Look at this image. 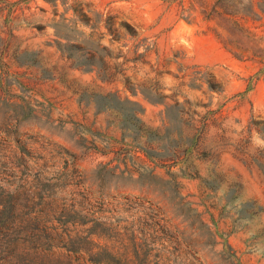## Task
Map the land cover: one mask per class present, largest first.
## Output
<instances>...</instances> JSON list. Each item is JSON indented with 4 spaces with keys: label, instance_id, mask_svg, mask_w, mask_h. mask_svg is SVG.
<instances>
[{
    "label": "rangeland",
    "instance_id": "obj_1",
    "mask_svg": "<svg viewBox=\"0 0 264 264\" xmlns=\"http://www.w3.org/2000/svg\"><path fill=\"white\" fill-rule=\"evenodd\" d=\"M263 160L264 0H0V264H102L20 222L86 194L130 264H264Z\"/></svg>",
    "mask_w": 264,
    "mask_h": 264
},
{
    "label": "trees",
    "instance_id": "obj_2",
    "mask_svg": "<svg viewBox=\"0 0 264 264\" xmlns=\"http://www.w3.org/2000/svg\"><path fill=\"white\" fill-rule=\"evenodd\" d=\"M119 27L124 28L130 36L137 40V44L133 50L132 61L135 64L138 62L144 63L145 57L151 47L144 43V50L138 52V46L141 45L140 43L145 39H139L137 28L123 20L119 22ZM122 35L123 33L118 32L116 39H121L123 37ZM144 97L149 102L154 101L148 96ZM119 99L120 101L125 100L123 98ZM257 165L264 178V160ZM86 196V202L85 205H82V208H73L69 210V212L65 213L66 220H56L58 222L57 224L52 222L51 217L45 209L33 210L29 207L28 210H25L20 216V222L23 224V227L25 229L26 227H31L39 231L38 234L36 233L29 236L35 243L32 249L34 248L37 251L38 256H49V248H42L41 246L44 244L39 241L40 239L53 241L56 239L51 237V234H53L59 238L58 242L53 244L55 247H65L69 252L76 255L74 258L69 257V261H91L102 264H130L129 245L132 241L131 233L133 230L124 226L122 227L124 233L122 237H119L120 233L116 230L117 225L115 224V226L113 222H111L113 216L111 214L108 215V213L113 211L111 208L112 204L105 202H98L95 204L90 200V196L87 194ZM19 205L20 203L12 201L7 206H4L2 213L8 215L10 212L17 210ZM154 223L159 226L158 222ZM67 226L71 227V229L67 228ZM58 228H67L69 232H65L64 235L54 233ZM139 232L143 237L146 232H148V228L142 226ZM119 242L121 246H119ZM143 246L144 244L141 243L142 248ZM145 258L146 255L143 253L142 258H139V260L143 261Z\"/></svg>",
    "mask_w": 264,
    "mask_h": 264
}]
</instances>
